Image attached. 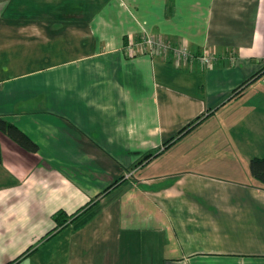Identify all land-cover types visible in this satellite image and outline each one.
<instances>
[{
  "label": "crops",
  "instance_id": "0c3cea01",
  "mask_svg": "<svg viewBox=\"0 0 264 264\" xmlns=\"http://www.w3.org/2000/svg\"><path fill=\"white\" fill-rule=\"evenodd\" d=\"M0 119V264H264V0H0Z\"/></svg>",
  "mask_w": 264,
  "mask_h": 264
},
{
  "label": "built area",
  "instance_id": "2783aa9c",
  "mask_svg": "<svg viewBox=\"0 0 264 264\" xmlns=\"http://www.w3.org/2000/svg\"><path fill=\"white\" fill-rule=\"evenodd\" d=\"M124 51L129 57L136 55H146L150 58L167 57L175 69H181L193 63L209 68L215 62V55L211 49L194 54L186 46L172 47L160 36L144 30L136 40L127 42Z\"/></svg>",
  "mask_w": 264,
  "mask_h": 264
},
{
  "label": "trees",
  "instance_id": "16d2710c",
  "mask_svg": "<svg viewBox=\"0 0 264 264\" xmlns=\"http://www.w3.org/2000/svg\"><path fill=\"white\" fill-rule=\"evenodd\" d=\"M125 45H127V40L125 41ZM0 132L4 133L8 138L23 149L30 152L37 151V147L27 136H25L18 128L2 119H0ZM150 157H152V155L145 156L143 159L148 160ZM249 171L253 178L264 184V158L251 159L249 163ZM72 217L73 216L65 217L62 212L57 213L54 216L55 228L53 229V232L65 227L68 222V218L71 220ZM50 233L51 232H49V234Z\"/></svg>",
  "mask_w": 264,
  "mask_h": 264
},
{
  "label": "rangeland",
  "instance_id": "374dc122",
  "mask_svg": "<svg viewBox=\"0 0 264 264\" xmlns=\"http://www.w3.org/2000/svg\"><path fill=\"white\" fill-rule=\"evenodd\" d=\"M219 134L212 136L210 139H207L209 143H214L216 139H218Z\"/></svg>",
  "mask_w": 264,
  "mask_h": 264
}]
</instances>
